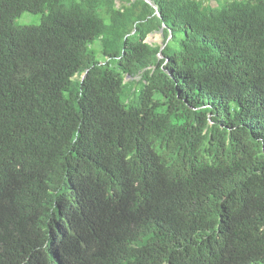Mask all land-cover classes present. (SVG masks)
<instances>
[{"label": "trees", "instance_id": "1", "mask_svg": "<svg viewBox=\"0 0 264 264\" xmlns=\"http://www.w3.org/2000/svg\"><path fill=\"white\" fill-rule=\"evenodd\" d=\"M149 1L0 0V264H264V0Z\"/></svg>", "mask_w": 264, "mask_h": 264}, {"label": "rangeland", "instance_id": "2", "mask_svg": "<svg viewBox=\"0 0 264 264\" xmlns=\"http://www.w3.org/2000/svg\"><path fill=\"white\" fill-rule=\"evenodd\" d=\"M40 23H41L40 15H32V14H27V13L23 14L15 22L17 26H38L40 25ZM163 40H164V37L161 33L155 34L149 38L150 43H155L158 45H162Z\"/></svg>", "mask_w": 264, "mask_h": 264}, {"label": "water", "instance_id": "3", "mask_svg": "<svg viewBox=\"0 0 264 264\" xmlns=\"http://www.w3.org/2000/svg\"><path fill=\"white\" fill-rule=\"evenodd\" d=\"M148 4H150L151 5V2L149 1V0H145ZM160 16V15H159ZM165 48V46H163L162 47V49H164ZM86 74L87 73H85L83 76H82V80H84V78L86 77Z\"/></svg>", "mask_w": 264, "mask_h": 264}]
</instances>
